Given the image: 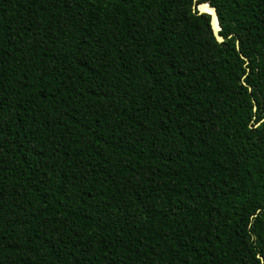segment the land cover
Instances as JSON below:
<instances>
[{
	"label": "trees",
	"instance_id": "obj_1",
	"mask_svg": "<svg viewBox=\"0 0 264 264\" xmlns=\"http://www.w3.org/2000/svg\"><path fill=\"white\" fill-rule=\"evenodd\" d=\"M0 264H264V0H0Z\"/></svg>",
	"mask_w": 264,
	"mask_h": 264
},
{
	"label": "water",
	"instance_id": "obj_2",
	"mask_svg": "<svg viewBox=\"0 0 264 264\" xmlns=\"http://www.w3.org/2000/svg\"><path fill=\"white\" fill-rule=\"evenodd\" d=\"M197 12L198 13L204 12V13H207L209 15V22H210V28H211L212 34L217 41H221L223 38L220 35H218V32H217L219 29V26H218L217 20H216L215 9L211 6H209L207 3L200 2L197 5Z\"/></svg>",
	"mask_w": 264,
	"mask_h": 264
}]
</instances>
